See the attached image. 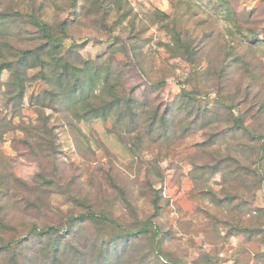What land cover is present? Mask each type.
<instances>
[{"label": "rangeland", "instance_id": "rangeland-1", "mask_svg": "<svg viewBox=\"0 0 264 264\" xmlns=\"http://www.w3.org/2000/svg\"><path fill=\"white\" fill-rule=\"evenodd\" d=\"M233 1L234 11L240 16L245 9L260 8L263 0ZM101 2L100 8L96 0H82L90 13H98L96 20L99 15L107 16L113 31L104 30L91 15L84 16L70 26L71 38L65 46L69 48L73 38H81L83 58L94 60L109 51L108 44L114 43L116 36L137 44L135 50L130 49L134 63L126 89L144 100L151 87L147 79L157 81L165 75L166 83L152 93L153 108L175 101L182 86H188L183 83L185 79L194 86L200 83L192 63L170 57L166 45L173 42V29L167 26L174 27L177 20L175 27L187 32L202 51L197 66L205 67L203 51L210 49V41L204 35L215 30L217 36L225 34L230 39L226 28L232 27L236 18L229 16L227 0H123V6L120 0ZM62 8L63 0H0V11L10 15L8 21L17 36L16 42H11L21 48L32 47L36 42L32 38L38 33L27 20H20L16 11L36 12L59 23L70 17ZM157 10L168 17L160 15L164 21L152 23ZM130 37L135 39L128 40ZM115 49L120 62L130 60L127 53L119 52L121 48ZM257 55L264 61L263 46ZM26 71L23 104L16 109L10 104L0 111V117L9 122L0 129V177L12 173L20 179L16 196L0 202V212L13 224L9 222L11 229L0 227V243L28 236L32 244L37 242V247L28 252L43 264L48 260L42 251L46 244L47 248L52 245L72 250L68 256L72 262L67 264H264V184L260 186L258 179L242 170L234 171L238 167L234 158L240 165L256 160L253 167L264 169V159L245 158L246 151L263 147L264 140L252 142L248 132L231 128L232 122L223 112L212 113L208 125L197 124L187 132L184 105L180 106L183 112L176 134L183 131L185 135L151 145L137 138L136 131L126 130L117 110L105 118L74 119L73 126L64 109L60 113L38 104L54 92L43 79L46 70L35 67ZM11 79L13 72L4 70L1 80L5 92ZM201 97L213 108L208 101L214 102V95L203 93ZM46 103L52 105L53 101ZM191 116L188 121L193 120ZM47 118L50 123L46 127ZM262 120L256 124L258 130L259 125L264 127ZM46 137L51 150L38 155L33 146ZM213 141L223 144L210 151L206 145ZM228 153L229 160L217 164L220 170L207 166ZM238 189L241 195L227 198ZM89 210L126 228L147 224L149 229L128 234L99 218L66 226L70 216ZM34 224L40 228L54 225L62 231L42 240L34 238Z\"/></svg>", "mask_w": 264, "mask_h": 264}, {"label": "trees", "instance_id": "trees-1", "mask_svg": "<svg viewBox=\"0 0 264 264\" xmlns=\"http://www.w3.org/2000/svg\"><path fill=\"white\" fill-rule=\"evenodd\" d=\"M63 1L65 9L62 8L61 10L67 11L70 17L59 23L44 19L36 12L28 10L26 12H15L20 20H27L37 29L38 35L32 38L36 42L32 47L26 48L12 44L11 41L16 42L17 36L14 37L13 28L8 21L10 15L4 16L5 14L0 11V111H3L6 106L9 107L10 104L14 106V109L23 104L28 81L26 70L40 67L42 70H46L43 79L53 86L54 92L46 94L42 102L38 104H41L43 108L53 107L60 113L64 109L70 115L71 119L67 120L73 126H75L74 119L89 120V118H95L96 116L105 118L112 111L117 110L122 118L121 124L126 122L123 124L127 126L125 127L126 130L128 132L131 130L136 131L137 138L151 145L157 140L164 142L185 135L183 131L180 135L176 134L178 125H181L179 119L182 117L181 113L183 111H187L184 117L188 122L185 126L187 132L197 124H201V127L208 125V117L212 113L223 112L231 120V128L248 132L251 135L250 140L252 142L256 143L259 140H264V127L259 125L262 129L258 130L256 125L264 116V61H261V56L257 55L259 47H264V0L260 5L261 7L259 6L262 10L258 7L250 10L245 9L240 16L234 11V1L227 0L229 16L236 15V18L233 17V26L226 28V34L230 35L231 38L226 39L225 34L217 36L215 30L204 35L210 41V49L208 47V51H203L207 62L205 67L197 66L196 63L202 51L196 48L194 40L187 32L181 31L178 26L175 27L178 24L177 20L174 22V27L167 26L170 31L173 29V42L166 45L170 57L182 58L192 63V66H194L193 72L200 83L194 86L195 83L185 79L183 83H188V86H182L180 95L175 101L166 105L158 103L154 108L151 104L152 93L154 89H159L166 83L167 77L163 75L157 81L147 79L152 90L149 89L145 92L144 100H139L127 93L129 69L133 67L134 63L131 61L130 49L135 50L137 44H129V41L122 36H116L115 42L108 44L109 51H105L94 60L84 59L80 52L83 47L81 42L83 39L73 38L72 45L69 48L65 46L66 40L71 38L70 26L78 23L81 18L88 15H91L94 21L107 32L113 31L112 23L107 20L105 15H99L96 20L95 15L98 13H90L89 7L86 6V3H82V0ZM96 1L98 7L101 8V0ZM239 1L241 0H235L236 3ZM120 2V6H123V0H120ZM32 8L36 10L34 6ZM232 11L233 13H230ZM160 15L164 18L168 17L164 11L157 10L152 23L163 22L164 18L162 19ZM134 39V37H130L128 40ZM115 48H121L119 52L127 53L130 60L120 62L117 59ZM4 70L13 72V79L7 83L8 92L3 89L4 82L1 80ZM98 90L99 93H97ZM203 93L208 96L214 95V102L208 101L213 105V108L209 107L206 100L204 101L201 97ZM4 100H6V105L3 103ZM46 100L53 101V104L47 105ZM182 105L186 109L180 111ZM40 111L38 110V112ZM190 116L191 118L194 117L192 121H188ZM127 118H129L128 121ZM7 120L6 117H0V129L8 126L9 122ZM39 121L42 122V120ZM44 123L47 127L50 123L49 118ZM48 139L49 137L39 139L33 146V150L38 155L44 156L45 153L51 150L52 145L48 146ZM219 141H213L206 147L210 151L215 150L223 144L220 142L217 145ZM217 153L219 154V151ZM249 153L246 151V159L251 160L255 156L260 162L264 159V146L257 149L255 147L254 151ZM230 157L231 155L228 153L225 158L216 159L214 163L207 164V166L220 170L218 165L220 166ZM234 160L238 165L234 171L242 170L245 175L258 179L260 186L264 184V169L253 167V164L257 163L256 160L252 163L243 161L241 165L238 163V158H234ZM19 180L12 173L6 177H0V202L2 198L11 199L16 196ZM44 181L51 182L45 178ZM240 191L241 189H238L236 194H231L232 196L227 198L238 197L241 195ZM1 215L0 212V227L11 229L9 225L10 222L13 226L11 220L8 222L6 221L7 218ZM96 218L112 226L116 225L128 234H136L149 229L147 224L135 228H126L106 215L93 210L80 213L77 216H70L66 221V226L68 228L72 227L77 220H95ZM61 231L59 227L54 225L40 228L37 224H34L32 234L35 236L34 238H42L46 235H52L53 232L59 233ZM30 244H32L31 238L28 236L2 241L0 243V264H43L44 262L42 263L28 252L33 247H37L35 246L37 242L34 241L31 246ZM47 247L48 244L42 248L48 258L45 264H67L72 262L68 259V256L72 255V250L53 247L52 245L50 248ZM170 263L176 264L173 261H170Z\"/></svg>", "mask_w": 264, "mask_h": 264}]
</instances>
